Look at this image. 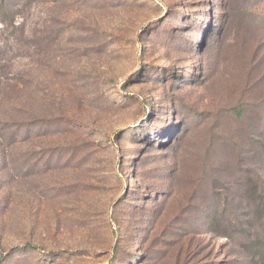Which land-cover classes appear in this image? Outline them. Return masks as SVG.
<instances>
[{"label":"rangeland","instance_id":"374dc122","mask_svg":"<svg viewBox=\"0 0 264 264\" xmlns=\"http://www.w3.org/2000/svg\"><path fill=\"white\" fill-rule=\"evenodd\" d=\"M0 264H264V0H0Z\"/></svg>","mask_w":264,"mask_h":264}]
</instances>
